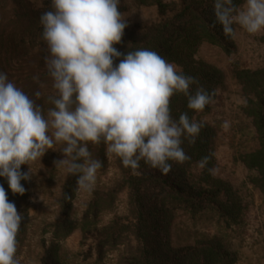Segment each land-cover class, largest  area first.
<instances>
[{"label":"trees","instance_id":"obj_1","mask_svg":"<svg viewBox=\"0 0 264 264\" xmlns=\"http://www.w3.org/2000/svg\"><path fill=\"white\" fill-rule=\"evenodd\" d=\"M127 1L140 8H153L157 17L138 33L124 30L122 42L115 46L118 51L126 54L146 48L158 52L178 65L185 75L198 78L207 91L214 90L215 101L225 88L226 75L200 58L199 51L205 45L231 57L236 53V44L235 39L225 36L219 23H215L214 0H120L122 13L126 11ZM39 2L38 5L36 0H0V72L6 73L8 79L35 99L46 113L52 107L47 96L53 89L44 63L48 51L41 38L39 17L49 10L50 0ZM233 2L240 5L243 0ZM34 52L38 60L36 67L28 63ZM230 74L240 90L243 102L240 112L249 121L255 137V147L241 153L238 161L247 173V184L259 193L264 204V56L258 68L232 64ZM34 76H39V83L33 80ZM40 83L46 88L41 89ZM37 90L43 91L44 96L37 99L34 96ZM211 105L202 112H195L187 108V97L175 94L170 102L173 118L178 120L180 114L187 113L190 119L203 124L194 144L187 139L182 143L191 159L183 164L170 162L172 170L167 175L141 161L137 170L140 174L136 175L114 156L118 180L106 192L93 191L78 220L73 215L78 188L76 176L66 174L56 203L57 218L47 228L49 240L41 241L40 264H64L60 243L75 232L80 236V246L85 247L81 253L83 259L94 257L96 264H101L111 253H117L116 264H235L234 255L217 234L193 241H174L172 233L179 214L190 221L212 219L224 228L238 226L243 217L245 205L237 189L208 171L217 166L214 151L217 128L201 119L210 113ZM105 150L103 143L89 145L93 157L103 163L100 172L106 169ZM204 156H210V161L200 169L197 162ZM26 167L22 165L21 171L26 172ZM21 184L25 193L13 194L7 180L0 177L8 200L24 217L18 234L19 249L27 220L28 180H22ZM122 192L127 195L126 215H113L109 222L102 224V215L114 210Z\"/></svg>","mask_w":264,"mask_h":264},{"label":"clouds","instance_id":"obj_2","mask_svg":"<svg viewBox=\"0 0 264 264\" xmlns=\"http://www.w3.org/2000/svg\"><path fill=\"white\" fill-rule=\"evenodd\" d=\"M119 4L120 0H50L49 10L39 17L53 89L47 96L52 107L46 113L0 72V177L13 194L23 195L21 181L31 179L29 167L22 172L21 166L41 160L56 145H61L63 158L54 165L76 176L78 189L87 192L94 189L103 167L89 151L90 144L103 143L107 153L136 175L141 161L167 175L170 162L191 159L182 143L187 139L194 144L203 124L187 113L174 119L171 98L183 94L188 109L202 112L214 103L215 91H207L198 78L185 75L154 50L118 51L115 46L127 27ZM213 10L215 23L229 38L235 39L238 30L249 35L264 32V0H243L240 5L214 0ZM33 80L39 83V76ZM40 88L46 85L40 83ZM34 96L39 99L44 92L37 90ZM222 127L227 130L230 122L225 120ZM209 161L210 156L202 157L198 167L204 169ZM23 218L0 185V264H21L17 253Z\"/></svg>","mask_w":264,"mask_h":264},{"label":"rangeland","instance_id":"obj_3","mask_svg":"<svg viewBox=\"0 0 264 264\" xmlns=\"http://www.w3.org/2000/svg\"><path fill=\"white\" fill-rule=\"evenodd\" d=\"M32 1V0H31ZM35 1V0H33ZM36 4H40L36 0ZM126 11L123 12L127 27V33H138L144 26L155 22L156 12L153 8H140L133 2H125ZM236 53L226 57L219 49L203 46L199 51V57L206 62L218 67L226 75V85L211 105V111L202 121L217 128V136L214 144L216 168L219 170L215 176L228 181L238 191L245 209L241 223L238 226L224 228L218 226L214 220L201 218L190 221L182 215H177L172 230L173 239L193 241L202 236H220L223 244L234 255L235 264H264V204L259 193L246 182L247 173L238 161L241 153L251 151L255 147L253 129L241 112L242 98L238 86L230 74V66L237 64L241 68H258L264 56V32L249 35L238 30L235 38ZM35 67L38 64L35 52L28 60ZM230 122L226 130L223 122ZM61 145H56L54 150H49L41 160L32 162L28 167L32 173L28 180V198L26 204L25 234L17 254L21 264H40L42 255L41 241L49 240L47 228L57 218L58 207L56 205L60 188L66 174L54 165V161L62 159ZM106 169L98 171L97 181L91 192L77 188L73 203L74 219L78 220L88 204L93 191L106 192L119 178L114 155L105 150ZM126 192L119 194L114 210L102 215V224L109 222L113 215L118 217L126 215ZM20 213V211H18ZM218 232V233H217ZM78 232L60 243V254L64 264H96L94 257L83 259L85 247H81ZM117 253H111L105 257L101 264H116Z\"/></svg>","mask_w":264,"mask_h":264}]
</instances>
